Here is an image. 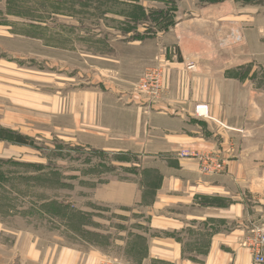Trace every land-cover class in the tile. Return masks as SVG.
Returning <instances> with one entry per match:
<instances>
[{
    "label": "rangeland",
    "instance_id": "1",
    "mask_svg": "<svg viewBox=\"0 0 264 264\" xmlns=\"http://www.w3.org/2000/svg\"><path fill=\"white\" fill-rule=\"evenodd\" d=\"M260 5L264 0H0V140L7 147L0 158V220L8 232L1 241L4 258L12 260L17 250L34 245L45 264L64 248L99 250L97 264H139L142 244L134 241L132 246H138L131 249L125 242L133 215L97 201L113 194L104 191L110 181H135L133 157L101 150L103 137L113 133L89 129L83 121L92 125L95 115L110 120L113 114L97 110L88 115V103L160 106L168 91L151 100L137 90L140 77L147 69L168 70L170 63L189 60L180 55L186 39L191 55L202 51L201 61L209 60L212 51L219 75L212 97L217 103L240 105L242 90L253 96L256 108L241 104V110L226 116L233 118L236 132H242L236 126L254 130L264 124ZM185 19L205 24L178 31L177 24ZM134 41L143 45L129 52L126 46ZM154 47L153 65L145 62L143 72L133 71ZM188 62L185 72L195 71L187 69L192 66ZM105 93L111 97L106 99ZM200 119L215 122L209 114ZM14 135L27 144L14 143ZM179 156L196 159L203 175L198 154L183 150ZM207 156L223 162V173L225 162ZM76 264H85L82 256Z\"/></svg>",
    "mask_w": 264,
    "mask_h": 264
},
{
    "label": "crops",
    "instance_id": "2",
    "mask_svg": "<svg viewBox=\"0 0 264 264\" xmlns=\"http://www.w3.org/2000/svg\"><path fill=\"white\" fill-rule=\"evenodd\" d=\"M258 13H264V6L258 7ZM179 23L178 31L187 32L204 25L205 21L185 19ZM182 43L185 46L180 47V55L189 60L167 65L169 71L171 69L169 90L160 106L88 103V115L97 110L113 114L110 120L95 115L96 124L92 125L91 120L83 121L88 123L89 129L113 133L111 137H103L105 143L101 144V150L124 158L129 152L133 157L131 177L135 181L120 184L110 181L104 191L107 189L113 194L99 197L98 205L123 210L130 213L129 218L133 215V226L125 242L131 249L138 246H132L134 241L142 244L144 253L139 264H252L241 244L253 230L264 229V124H257L252 131L247 126H236L242 130L236 132L233 118L226 115L235 109L241 110V104L256 108L253 96L242 90L240 105L217 103L212 98L216 93L214 78L218 75L212 51H209V60L201 61L202 51L199 55L195 49L191 55L186 49L191 44L186 39ZM142 45L143 42L134 41L128 43L126 50L140 49ZM155 52V47L146 52L132 70L141 73L145 62L153 65ZM187 61L192 64L194 73L185 72ZM220 76L227 81L223 72ZM104 97L111 96L105 93ZM199 104L207 105L209 116L221 125L197 119L193 107ZM110 138L113 146H109ZM5 144L0 140V158L6 155ZM183 150L222 159L224 172L201 175L196 159L180 158ZM142 162L151 163L143 166ZM137 218L143 221H135ZM5 229L2 219L0 264H45L43 252L34 245L17 250L12 260L9 255H6L8 260L4 258L1 241L8 233ZM100 235L97 232L96 236L100 238ZM262 254L264 256V250ZM100 255L95 249L79 253L64 248L55 250L49 263L76 264L82 256L85 264H97Z\"/></svg>",
    "mask_w": 264,
    "mask_h": 264
},
{
    "label": "built area",
    "instance_id": "3",
    "mask_svg": "<svg viewBox=\"0 0 264 264\" xmlns=\"http://www.w3.org/2000/svg\"><path fill=\"white\" fill-rule=\"evenodd\" d=\"M193 67L188 66L191 70ZM169 69L162 67H153L143 72L140 77L137 90L140 94L147 95L151 100H158L169 88ZM195 114L200 118H208V107L206 105H197ZM199 162V170L203 175H216L221 173L224 168L223 162L207 156H195ZM242 248L246 249L251 257L252 264H264V229L253 230L250 237L245 239Z\"/></svg>",
    "mask_w": 264,
    "mask_h": 264
},
{
    "label": "trees",
    "instance_id": "4",
    "mask_svg": "<svg viewBox=\"0 0 264 264\" xmlns=\"http://www.w3.org/2000/svg\"><path fill=\"white\" fill-rule=\"evenodd\" d=\"M12 141L16 144H21V145L27 144V141L22 136L14 135Z\"/></svg>",
    "mask_w": 264,
    "mask_h": 264
}]
</instances>
